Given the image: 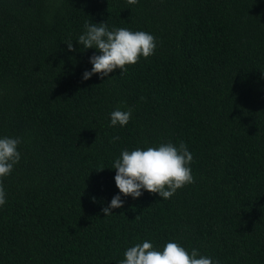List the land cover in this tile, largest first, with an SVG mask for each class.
I'll use <instances>...</instances> for the list:
<instances>
[{"label": "trees", "instance_id": "trees-1", "mask_svg": "<svg viewBox=\"0 0 264 264\" xmlns=\"http://www.w3.org/2000/svg\"><path fill=\"white\" fill-rule=\"evenodd\" d=\"M86 21L150 33L155 53L83 80L99 54L77 43ZM117 108L126 126H110ZM4 137L21 159L2 178L0 264H119L145 240L264 264V0H0ZM169 142L195 182L120 194L121 152Z\"/></svg>", "mask_w": 264, "mask_h": 264}, {"label": "clouds", "instance_id": "clouds-1", "mask_svg": "<svg viewBox=\"0 0 264 264\" xmlns=\"http://www.w3.org/2000/svg\"><path fill=\"white\" fill-rule=\"evenodd\" d=\"M138 2L127 0L129 5ZM84 29L77 43L85 50L96 49L99 54L94 53L89 58L92 68L83 73V80L90 79L94 74L103 79L117 69L123 74L127 71V65H135L141 57L147 59L155 53L156 37L150 33L124 27L109 30L106 22L97 24L86 21ZM66 44L70 51H75L73 42ZM131 115L132 109L113 110L110 113V126H126ZM113 139L118 140L119 137ZM20 143V138H0V206L7 202L2 178L10 175L19 163L21 154L17 149ZM192 161L193 156L184 142L179 146L169 142L146 149L123 150L112 165L116 172L115 184L125 197L136 199L147 191L167 200L178 189L195 182L190 168ZM120 194L115 195L110 204L102 209L104 216L113 214V209L123 207ZM124 257L119 264H219L218 260L214 262L212 258L200 255L197 249L189 253L174 241L167 242L162 250H157L150 241L145 240L127 248Z\"/></svg>", "mask_w": 264, "mask_h": 264}]
</instances>
